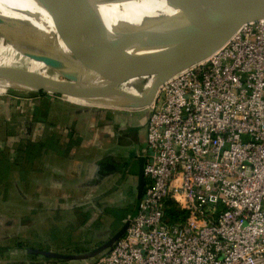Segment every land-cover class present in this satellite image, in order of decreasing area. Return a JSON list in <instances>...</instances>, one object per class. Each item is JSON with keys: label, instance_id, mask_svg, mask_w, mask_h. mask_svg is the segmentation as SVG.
Wrapping results in <instances>:
<instances>
[{"label": "built area", "instance_id": "built-area-1", "mask_svg": "<svg viewBox=\"0 0 264 264\" xmlns=\"http://www.w3.org/2000/svg\"><path fill=\"white\" fill-rule=\"evenodd\" d=\"M143 110L144 197L126 234L87 264H264V19Z\"/></svg>", "mask_w": 264, "mask_h": 264}, {"label": "crops", "instance_id": "crops-1", "mask_svg": "<svg viewBox=\"0 0 264 264\" xmlns=\"http://www.w3.org/2000/svg\"><path fill=\"white\" fill-rule=\"evenodd\" d=\"M1 37L7 50L19 49ZM89 105L48 94L0 97V258L7 263L40 257L33 249L91 251L137 213L148 112ZM31 144L38 153L30 160Z\"/></svg>", "mask_w": 264, "mask_h": 264}, {"label": "water", "instance_id": "water-1", "mask_svg": "<svg viewBox=\"0 0 264 264\" xmlns=\"http://www.w3.org/2000/svg\"><path fill=\"white\" fill-rule=\"evenodd\" d=\"M168 5L175 11L173 15L147 18L139 26L123 25L112 33L93 28L91 38L69 32L55 40L30 21L0 12V35L53 73L41 77L0 65V82L21 85L7 89L28 94L45 93L103 107L142 110L153 104L166 81L211 57L247 24L264 19V0H169ZM140 76L151 77L140 95L117 87ZM142 183L145 186L144 171ZM130 224L131 220L126 221L107 242L85 253L30 252L65 262L91 260L113 248Z\"/></svg>", "mask_w": 264, "mask_h": 264}, {"label": "bare ground", "instance_id": "bare-ground-1", "mask_svg": "<svg viewBox=\"0 0 264 264\" xmlns=\"http://www.w3.org/2000/svg\"><path fill=\"white\" fill-rule=\"evenodd\" d=\"M169 0H0V12L13 19L30 21L50 39L69 32L93 36V28L110 33L123 25L139 26L143 20L173 15ZM62 49H65L62 47ZM0 86L21 87L0 82Z\"/></svg>", "mask_w": 264, "mask_h": 264}, {"label": "rangeland", "instance_id": "rangeland-1", "mask_svg": "<svg viewBox=\"0 0 264 264\" xmlns=\"http://www.w3.org/2000/svg\"><path fill=\"white\" fill-rule=\"evenodd\" d=\"M1 39H2V37L0 35V40ZM0 43H1V41H0ZM4 43L9 44V42L7 40H5ZM6 47H7L6 45L3 46L2 44H0V65L1 66L17 67L20 69L30 71L36 75L41 76V77L53 76V73L49 69H47L42 63L35 62L34 60H31V59L25 57L22 54V52L20 51V49H15V48L10 49L9 48L7 50ZM150 80H151V77H147V76L134 77L131 80H125V81L121 82V84H118L117 87L121 88L125 91L131 92L133 94L140 95L143 93V91L146 90V88L149 85ZM5 90H6V88L4 86H0V97L3 98V97H7L8 95L27 93L25 90L9 88L7 90L8 95H5L4 94ZM1 94H4V95H1ZM30 95H35V94H30ZM89 107H94V108L98 107L99 108V106H95L93 104L89 105ZM191 224L193 226L197 225L196 227L202 226L201 222L197 223L194 220L191 221ZM7 261L8 260L5 259L3 256L0 258V264H9V263H7ZM23 261H28L29 262V263L27 262L28 264H51V263L43 260V258L41 256L40 257L37 256L34 258L31 257V259L29 257H27ZM41 261H44V263H42ZM63 263L69 264L71 262H63Z\"/></svg>", "mask_w": 264, "mask_h": 264}, {"label": "trees", "instance_id": "trees-1", "mask_svg": "<svg viewBox=\"0 0 264 264\" xmlns=\"http://www.w3.org/2000/svg\"><path fill=\"white\" fill-rule=\"evenodd\" d=\"M47 94H45V93H41V94H39V96H46ZM26 151H27V155H28V159H32V158H34L35 156H36V154L38 153V147H37V145H29L28 147H27V149H26ZM173 213V211H171V210H169L168 211V215H171ZM136 215V214H135ZM134 215V216H135ZM75 252H82V251H80V248L79 247H77V246H75Z\"/></svg>", "mask_w": 264, "mask_h": 264}]
</instances>
